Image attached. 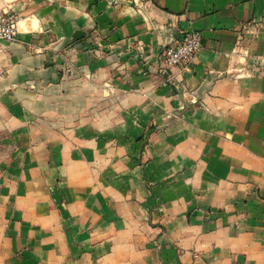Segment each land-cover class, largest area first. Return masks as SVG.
<instances>
[{
  "label": "crops",
  "instance_id": "0c3cea01",
  "mask_svg": "<svg viewBox=\"0 0 264 264\" xmlns=\"http://www.w3.org/2000/svg\"><path fill=\"white\" fill-rule=\"evenodd\" d=\"M59 0L0 55V264H264V0ZM202 33L193 59L163 53Z\"/></svg>",
  "mask_w": 264,
  "mask_h": 264
},
{
  "label": "built area",
  "instance_id": "2783aa9c",
  "mask_svg": "<svg viewBox=\"0 0 264 264\" xmlns=\"http://www.w3.org/2000/svg\"><path fill=\"white\" fill-rule=\"evenodd\" d=\"M138 6H141L150 0H131ZM21 18L18 14L6 11H0V55L3 53L5 43H14L19 36V22ZM202 48V33L197 30L186 31L183 37L176 44L168 46L163 53V61L167 67H177L190 62ZM3 72L0 71V78Z\"/></svg>",
  "mask_w": 264,
  "mask_h": 264
},
{
  "label": "rangeland",
  "instance_id": "374dc122",
  "mask_svg": "<svg viewBox=\"0 0 264 264\" xmlns=\"http://www.w3.org/2000/svg\"><path fill=\"white\" fill-rule=\"evenodd\" d=\"M59 0H0V11L26 15L54 5Z\"/></svg>",
  "mask_w": 264,
  "mask_h": 264
}]
</instances>
